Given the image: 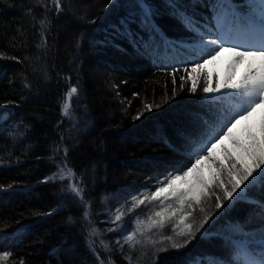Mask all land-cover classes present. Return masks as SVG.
Returning a JSON list of instances; mask_svg holds the SVG:
<instances>
[{
	"label": "trees",
	"instance_id": "1",
	"mask_svg": "<svg viewBox=\"0 0 264 264\" xmlns=\"http://www.w3.org/2000/svg\"><path fill=\"white\" fill-rule=\"evenodd\" d=\"M149 2L160 10L166 41L145 55L128 39L106 42L131 0H0V252L24 264H100L95 253L103 264H130L103 231L91 237L95 243L86 237L102 226L109 196L189 163L198 137L187 133L214 108L200 95L204 85L189 91L199 36L167 15L164 0ZM181 2L216 30L214 13L201 6L208 0H193L195 8ZM94 70L113 74V87L103 89ZM62 163L85 189L88 221L79 202L64 199L71 181L44 182ZM246 215H253L249 205L236 203L194 245L149 264H207L212 257L223 264L228 225ZM260 227L257 216L244 231ZM230 259L238 264L235 251Z\"/></svg>",
	"mask_w": 264,
	"mask_h": 264
},
{
	"label": "snow or ice",
	"instance_id": "2",
	"mask_svg": "<svg viewBox=\"0 0 264 264\" xmlns=\"http://www.w3.org/2000/svg\"><path fill=\"white\" fill-rule=\"evenodd\" d=\"M189 4L192 8L196 7L193 0H189ZM201 6L214 13L212 19L215 21V31L210 26L203 25L202 20H197L188 11L189 6L182 4L181 0H164L167 15L180 23L186 31L199 36L198 47L201 55L191 61L189 91L193 95L197 93L198 81L202 77L204 86L200 95L204 100L212 102L210 107L214 105L213 114L187 133L198 137L197 145L193 149L194 155L189 157V163L174 167L168 175L160 178L150 195L138 199L136 194H132L130 199L134 203L127 210V216L120 208L115 209V214L110 218V224L115 227L110 226L106 231L123 233L115 239L120 251H124L125 244H129L130 248L135 247L141 243L135 239L139 229L131 227L140 223L138 218H134L135 209L146 202H158L156 210L148 217L151 221L149 227L163 230L166 223L178 219L177 227H182L177 235L185 238L183 245L167 235H162L161 243L165 240L172 241L171 247L179 250L202 236L203 232L207 231L206 225L215 221L221 213L226 214L236 203L246 202L253 215H246L244 221L228 225V230L232 233H242L249 239L242 244L225 236L229 247L226 249L223 264H233L230 259L233 251L236 253L238 264H264V4L257 3L256 0H246V3L208 0ZM160 15V10L149 0H131L129 10L119 19L118 25L111 26L112 32L107 34L109 40L106 42L117 37L128 39L138 53L146 55L158 44L166 41L157 23ZM132 24L146 36L134 32L130 27ZM241 35L245 37L243 40L234 38ZM225 53L229 54V61L223 75L205 71L208 65L214 64ZM185 71H188L187 67ZM181 79L183 81L184 78ZM71 92L76 93L77 89L73 87ZM225 100L228 101L226 108L222 103ZM64 107L67 108V105ZM147 108L152 110L150 105ZM56 167L58 171L44 182L71 181L64 190V199L79 202L82 217L88 221L91 211L84 197V187L65 164ZM65 172L68 174L65 175ZM215 189L222 193V198L215 195V208L220 211L211 217L205 215L193 230V224L186 223L192 215L190 210L215 194ZM250 195L254 198L249 199ZM200 210L203 212V208ZM257 216L261 225L259 233L245 232L249 219L254 221ZM69 222H72L71 217ZM98 236L97 230L92 228L86 240L95 243L91 237ZM100 243L105 249L112 251L103 240ZM168 250L155 249L153 257ZM9 254L4 251L0 254V260L6 259ZM95 255L100 264H103L99 253ZM125 258L131 264L132 257ZM207 264L222 262L212 257L207 260Z\"/></svg>",
	"mask_w": 264,
	"mask_h": 264
},
{
	"label": "rangeland",
	"instance_id": "3",
	"mask_svg": "<svg viewBox=\"0 0 264 264\" xmlns=\"http://www.w3.org/2000/svg\"><path fill=\"white\" fill-rule=\"evenodd\" d=\"M256 2L264 4V0H256ZM234 38L238 40H243L245 37L241 35V36H236ZM229 43H231V41ZM190 44H194V43H190ZM228 61H229V54L225 53L214 64L208 65L205 71L211 72V73H220L221 75H223ZM93 72L96 77V81L98 83L103 82V86H102L103 89L108 90V89H111V87H113V84L110 81V79H112L113 77V74H109L108 72L104 70H94ZM214 79H215V76H214ZM198 84H201L202 86L204 85L202 77L199 79ZM110 112L111 111H109V113ZM159 179H155L153 182H149L150 184L149 186H139V185L130 186L128 188L119 190L116 194H112L111 196H109L108 202L105 205V210L101 213L103 218L101 219V221L100 220L98 221V224L101 223L102 226L99 225V230L96 226L92 228H95L97 230L99 236H100V232L103 231L102 233L106 235L107 238H109V243L111 244L112 242L113 246L119 249V247L115 244V239L118 238V236L122 235L123 233L118 234V233H110L106 231V229L110 226L115 227V225L110 224V218L115 214V209L120 208V210L125 213V216H127V210L131 208L132 204L134 203L131 201L130 196L132 194H136L139 199V198H143L144 195H150L151 192L155 190V186L157 185V182ZM214 193L215 194L210 195L209 197L205 198L201 205L195 206L193 209L190 210L192 212V215L188 217V219L186 220V223L193 224V230H195L196 226L199 225V223L203 220L205 215H208L211 217L220 211L215 208V195H220L222 198V193L219 191V189H215ZM157 204L158 202H151V203L146 202L145 205H141L135 209L134 218H138L140 223H135L131 225V227L134 229H139V231H137L135 239L140 240L141 243L136 244L135 247L133 248H130L129 244H125L124 251H123L125 256L132 257L131 262L135 264L151 263V261L154 259L153 251L155 249L167 248L169 250L166 252L170 251L169 252L170 254L173 253L172 251H178L177 249H174L171 247L172 241L165 240L163 241V243H161L162 235L172 236L173 240L177 243H180L181 245H183L184 243L185 238L177 235V232H179L180 228L182 227V226L177 227V225H179L178 219H175L170 223H166L165 228L163 230L156 229V228L150 229L149 225L151 221L148 219V217L152 215V212L154 210H156ZM201 208H203V212L200 210ZM222 214L223 213H221L219 216H221ZM219 216L216 217V220H218ZM215 221H213L209 225H206L207 230L210 229V227L212 226V224H214ZM174 228H175V231H173ZM124 231L126 232V230ZM206 232L207 231H204L203 234H206ZM228 236L231 239H235L234 241H239L242 244L246 240L249 239V237L245 236L242 233L230 232ZM257 239H258V236H257ZM153 241H155V244H153ZM195 242H196V239L192 240V242L188 244L186 247L194 245ZM101 246L102 248H104L103 245ZM183 248L185 247L182 246L179 250ZM257 252H259V249H257ZM2 253L3 252H0V254ZM161 253L163 252L157 253V256ZM24 263L25 262H22L21 260L17 261L11 258L10 255L4 260H0V264H24Z\"/></svg>",
	"mask_w": 264,
	"mask_h": 264
}]
</instances>
